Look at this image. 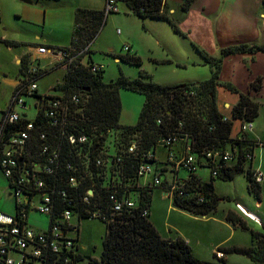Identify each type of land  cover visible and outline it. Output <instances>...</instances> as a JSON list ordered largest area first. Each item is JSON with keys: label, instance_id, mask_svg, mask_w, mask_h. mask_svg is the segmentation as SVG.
<instances>
[{"label": "trees", "instance_id": "obj_1", "mask_svg": "<svg viewBox=\"0 0 264 264\" xmlns=\"http://www.w3.org/2000/svg\"><path fill=\"white\" fill-rule=\"evenodd\" d=\"M116 2L120 7L126 8V13L135 14L142 19L164 20L175 32L185 36L178 26L177 18L169 13L165 0ZM191 2L192 0H182L181 10L185 12ZM106 16L103 9L75 8L69 46H47L53 50L68 47L77 51L85 49L65 70L63 81L54 87L56 92L52 93L53 98L59 99L61 106L65 108L64 112H60L58 123L51 124L52 119L45 115V106L41 105L34 118L27 119L21 115L20 121L8 126L10 131H15L21 129L27 121L33 123L22 156L18 160L26 170L36 164V179L41 180L43 185L31 191L35 194L45 193L50 197L52 211L44 214L48 224L42 231L49 235L53 224L60 222L64 210H69L78 221L96 218L105 224L100 254L91 256L80 250L78 227L71 223H61L62 230L65 228L72 232L73 251L62 253L64 248L60 247L57 257L58 252L48 250L44 252L47 264H63L65 256L74 257V261L83 264H229L227 255L230 254L244 255L252 264H264V231L249 229V246L218 245L212 252L215 261L196 258L188 242L180 236L172 239L162 237L149 220L151 192L157 185L143 184L137 173L140 163L144 161L155 164L154 170L158 171L159 166L168 163L169 152L178 156L185 143L188 145V153L195 157L198 168L195 171L184 168L188 175L177 183L176 189H170L168 178H161L162 183L158 185L162 191H170L173 207L200 216L214 212L219 204L214 180L233 179L240 172L245 173L249 194L260 201L262 184L255 182L252 161L246 160L244 156L246 152L252 153L257 145L250 132L242 134L240 140L233 138L232 120L253 121L259 115L261 103L251 97L249 92L242 93L227 83L226 89L238 94V99L230 107V119L224 120V114L216 101V89L224 56L253 54L257 51L264 53V45H230L222 48L218 57L210 56L203 49L195 47L210 65L211 75L205 80L161 84L154 82L147 72L140 70L139 75L134 78L120 73L116 78L104 81L102 66L92 69L95 64L90 55V43L106 22ZM3 41L7 46L12 44L5 39ZM87 45L89 46L86 48ZM115 58L141 66L139 56L134 54L116 55ZM26 61V56L22 57L18 66L19 74H22ZM43 75L44 73L39 79ZM19 76L21 79V75ZM263 85V80L256 77L251 81L250 88L257 91ZM17 88L18 85L13 93ZM121 89L138 92L145 97L137 120L132 125L120 123ZM73 95L78 97L77 102L71 100ZM41 134H44V138L40 137ZM82 136L85 140L80 141ZM69 137H73L74 141L71 142ZM109 137L112 139L111 147L106 144ZM168 137H176L177 140L167 145L164 139ZM132 143L135 148L129 151ZM160 145L166 150L164 162L156 158V148ZM44 147L46 150H43ZM234 149L237 151L236 160L225 163L220 161L223 166L213 176L210 167L215 164L207 161L205 152L212 150L220 154ZM149 153L153 157L147 160ZM203 168L209 169L207 180L198 172ZM71 178L73 182L70 181ZM5 179L9 181V178ZM89 189L92 190L91 194L88 193ZM122 198L129 199L132 206L123 204L119 211H115L114 200ZM145 210L148 211L147 214H144ZM13 214L21 222L22 215H27V209L21 211V207L14 204ZM225 219L235 228L248 229L246 223L230 210ZM262 227L264 229L263 224Z\"/></svg>", "mask_w": 264, "mask_h": 264}, {"label": "rangeland", "instance_id": "obj_2", "mask_svg": "<svg viewBox=\"0 0 264 264\" xmlns=\"http://www.w3.org/2000/svg\"><path fill=\"white\" fill-rule=\"evenodd\" d=\"M104 6L105 0H30V2L0 0V111L6 107L13 91L12 82L16 81L19 76L18 65L15 62L16 56L27 52L30 46L37 44H46L51 48L69 46L75 8L86 7L101 10L100 8ZM119 8V12L107 14L106 22L101 26L90 45L92 62L102 66L104 81L114 79L120 73L134 78L139 75L140 70L147 72L157 83L182 84L210 78V65L207 62L199 65L192 63L191 57H195L192 52L193 44L183 34L175 32L168 22L142 19L135 14L126 13L124 6H119ZM149 21H161L163 27L154 31ZM259 22L263 27L264 21L260 19ZM4 39L10 41L11 46L7 47ZM248 44L262 45L257 42ZM125 45L131 46L129 52L124 49ZM126 53L139 56L141 66L115 59L116 55ZM255 53L250 55L249 53H237L223 57L218 77L219 85L216 89V101L222 113H229L224 107L225 102L233 105L238 99V94L227 90L225 84L229 83L243 93L241 91L244 88L243 83L248 76L246 67H250L249 64L245 67L235 60L237 57L234 56L248 55L254 61L255 57L252 55ZM17 59L20 61L19 58ZM62 81L63 71L55 70L40 79L39 89L45 92L56 82L61 83ZM54 92L56 91H52ZM119 96L121 101L120 123L132 125L137 120L145 97L143 94L126 89H121ZM24 98L29 104L33 102L30 97ZM35 114V108L28 110L29 117H34ZM252 123L253 133L263 135V109L259 111V115ZM238 126V122H235L233 134L236 133ZM111 140L109 137L106 141L109 147H111ZM156 149L157 159L164 162L166 160L165 149L162 146H157ZM253 154L252 168L259 164L264 173V147H255ZM198 172L205 180L209 178L208 168L200 169ZM187 175L188 172L181 168L180 178H186ZM161 178H168V175L163 173ZM148 179L150 175H145L140 178V181L144 182ZM213 184L219 196V204L214 212L206 216L193 215L173 207L171 197L164 194L158 186H155L151 192L149 220L159 234L171 239L177 236L189 238L193 255L206 261H215L212 252L218 246L216 244L237 243L240 246H249L251 245L249 229L264 231L262 227V224L264 225V182L258 206H256L258 200L247 190V179L243 172L237 173L233 179H215ZM38 202L39 200L35 198L34 203L37 205ZM236 203L256 213L261 218L262 224L252 218L247 220L248 229L234 228L230 222L226 221L224 212L228 208L237 210ZM0 211L5 214L14 213V200L8 194L7 183L1 171ZM26 222L33 228L44 229L47 227L48 219L46 215L35 211L33 205H30ZM71 223L74 227H78V243L81 252L98 256L106 231L105 224L96 218L78 221L76 217L71 218ZM217 255L220 256L218 252ZM16 256L13 254V257ZM227 262L229 264H252L249 258L241 254L227 255Z\"/></svg>", "mask_w": 264, "mask_h": 264}, {"label": "built area", "instance_id": "obj_3", "mask_svg": "<svg viewBox=\"0 0 264 264\" xmlns=\"http://www.w3.org/2000/svg\"><path fill=\"white\" fill-rule=\"evenodd\" d=\"M103 10L105 15H107L111 12H119L120 8L116 0H105V6ZM89 45H87L86 48ZM124 49L130 50V47L125 45ZM32 50L34 55H31L22 67L21 79H19L17 83L19 88H17L12 94L8 108L2 112L0 117V170L4 177L7 179L9 178V181H7L8 193L12 196L14 204L17 205V207H21V211L25 209L28 211L30 205H33V209L35 211L42 214H50L52 211L50 197L45 193L35 194L33 191H31L33 189H39L43 185L41 180L36 179L35 171L38 167L36 164H33V166L26 170L25 166L21 165L20 161L18 160V158L22 156L27 139L29 138L30 130L33 128V123L32 121H27L24 123V126L21 129H17L15 131H10L8 126L20 121L21 119V115L16 110H14V106L25 108L26 105L23 100V96L36 97L35 95L39 96V98L36 97L39 100L38 104H36V107L40 108L41 105H44V113L47 117L52 119L51 124H57L60 112L61 110L64 112L65 108L61 106L59 99L53 98L52 93L44 95L39 94V76L43 74L45 69L40 63H38L37 60L40 57H54L60 62L61 67L64 70H67L72 61L78 58L85 49L77 51L73 47H68L64 49L53 50L48 48L46 45L37 44ZM96 68H98L97 64H95L92 69L94 70ZM257 93L262 99L261 104L264 109V87L257 91ZM71 100L77 102L78 97L73 95ZM225 108L229 111V113H223V119H230V106L226 105ZM232 121L233 138L237 137V139L240 140L242 138V134L251 132L253 130L252 121ZM235 122H238L239 126L236 133L233 134ZM40 137L44 138V134H41ZM253 138L257 146L264 147V134L257 137L253 136ZM69 139L71 142L74 141L73 137H69ZM79 140L83 141L85 140V137L82 136L79 138ZM176 140V137H168L164 139V142L167 145H171ZM233 146L235 147L236 145L233 144ZM134 148L135 144L132 143L128 150L132 151ZM43 150H46V147H44ZM236 153V149H234V151H224L220 154L218 151L207 150L205 152V156L208 158L207 161L215 164V166L210 167L211 174L213 176L217 175L219 168L223 166L220 161L225 163L236 160ZM244 156L246 160H251L253 163V152H246ZM152 157V154L149 153L146 156V159L150 160ZM167 166H170L171 169H173V172L181 168H186L189 171H195L198 168L195 157L188 153V145L184 143L183 148L179 152L178 156H175L173 152H169L168 163L159 166L158 171L154 170L152 162L144 161L140 163L137 173L140 176L139 178L145 175H150L151 177L152 175L151 181L141 182L143 184L158 186L162 183L161 175L163 173L167 174V169L165 168ZM252 169L255 182L262 184L264 182L263 171L259 166H256ZM161 170H163V172H161ZM181 179L184 178H180L177 174H173V176H171L169 179L168 185L170 186V189H176L177 183L182 182ZM70 181L73 182V178H71ZM88 193L91 194L92 190L89 189ZM167 193L170 196V191H167ZM35 198L39 200L37 205L34 203ZM123 204L132 206V202L129 199L122 198L119 201L114 200L113 209L115 211H119ZM236 208L239 213L243 214V216L250 219L254 218L256 221L255 216L249 210L245 209L243 205L236 203ZM147 213L148 211L145 210L144 214ZM71 218V212L69 210H64L62 212V218L60 222L53 224L48 235L42 230L36 231L29 227L26 223L27 215L23 214L22 220L19 222L18 219L15 218V214L10 215L0 211V264H47V255L44 252L48 250L51 252H58L56 254L57 257L60 254V247L64 248L62 253L71 252L73 245L71 240L72 232L65 228L63 229L65 231H63V227L61 226V223H71ZM22 221H25V223L22 224ZM13 254H16L17 256L13 257ZM72 258L74 257L68 258L65 256L63 264H83V262L74 261Z\"/></svg>", "mask_w": 264, "mask_h": 264}, {"label": "crops", "instance_id": "obj_4", "mask_svg": "<svg viewBox=\"0 0 264 264\" xmlns=\"http://www.w3.org/2000/svg\"><path fill=\"white\" fill-rule=\"evenodd\" d=\"M165 1L168 6L169 13L173 14L177 18L178 26L180 30L185 34V37L189 39L190 42L193 44L192 52H194L195 57H191L192 59L191 61L194 65H199L200 63L202 64L205 62L203 58L200 56V54L197 52L195 47L199 49H203L210 56L217 57L220 54V50L222 48L228 47L230 45H235L240 43H250V42H257L264 45V26L262 27V23L259 22L260 19L264 21V0H192L190 7L185 12L181 10L182 0H165ZM103 8L104 7L100 9L102 10ZM160 22L161 21H157V22L149 21V25L151 29L155 31V29L163 27L162 23ZM39 45H46V44H39ZM34 46H30L27 52H23L18 56H16L15 62L18 66L22 62V57L26 56V58L28 59L30 58L31 55H34L33 54L34 52L32 50ZM129 47L131 48V46ZM248 55L234 56L237 57V59L235 60L241 62L245 67L246 64H249L250 66L249 68L246 67L248 76L246 81L243 83L244 88L241 91H243V93L249 92L251 97L255 98V100L261 103L262 99L259 97L257 93V91H259L260 89L257 91L251 89L250 83L256 77H260L264 83V54L255 53L254 55H252L255 57L254 61ZM17 58H19L20 61H18ZM228 59L230 60V58ZM37 61L45 69L43 72L44 75L42 77L51 74L55 70L63 71V74L65 72V70L61 67L60 62L57 60V58L40 57ZM19 78L20 76H18V79L16 81L12 82L13 90L16 87ZM39 81H38V92L40 95L51 94L52 91H54L55 89L54 88L55 85L57 83H60V82H56L47 91L43 92L39 89ZM161 84H179V83L175 82V83H161ZM24 97L32 98L33 102L30 104L27 103ZM10 99L6 107L3 108L1 111H5L8 108ZM23 100L25 102L26 107L21 108L19 106H14V110H16L20 115L26 116L27 119L34 118L35 116L34 117L28 116V110L35 108L37 112L38 107H36V104H38L39 100L34 96H23ZM226 105L229 106L230 103L225 102L224 107ZM231 106L232 105H230V107ZM261 109H263L262 104H261ZM1 114L2 113L0 112V117ZM250 133L252 137L259 136L258 134L253 133V130ZM257 166L261 167L259 164H257ZM165 168L167 169L166 173L169 179L171 178V176H173V174H177L179 176L180 169L173 172V169H171L170 166H167ZM151 178L152 175L150 179L146 180L145 182L151 181ZM163 192L164 194L168 195L167 192L165 191ZM258 205H259V201L256 206ZM228 210L232 211L237 217L242 219L248 226L247 220L248 219L251 220L250 218L241 215L235 208H228L224 212V215H226ZM251 213L255 216L257 223L262 224L261 218L256 213L253 212ZM227 225L228 223L226 222V226ZM33 229L43 230L40 228H33ZM183 239H185V241L188 242L189 245L191 244V240L189 238L183 237ZM232 245L240 246L237 243ZM214 250L215 249H213V251Z\"/></svg>", "mask_w": 264, "mask_h": 264}, {"label": "water", "instance_id": "obj_5", "mask_svg": "<svg viewBox=\"0 0 264 264\" xmlns=\"http://www.w3.org/2000/svg\"><path fill=\"white\" fill-rule=\"evenodd\" d=\"M23 1H25V2H30V0H23Z\"/></svg>", "mask_w": 264, "mask_h": 264}]
</instances>
